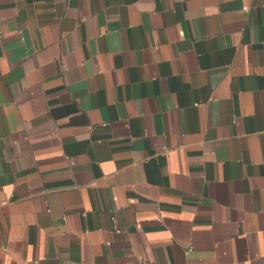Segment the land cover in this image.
I'll return each instance as SVG.
<instances>
[{
	"label": "crops",
	"instance_id": "obj_1",
	"mask_svg": "<svg viewBox=\"0 0 264 264\" xmlns=\"http://www.w3.org/2000/svg\"><path fill=\"white\" fill-rule=\"evenodd\" d=\"M0 264H264V0H0Z\"/></svg>",
	"mask_w": 264,
	"mask_h": 264
},
{
	"label": "built area",
	"instance_id": "obj_2",
	"mask_svg": "<svg viewBox=\"0 0 264 264\" xmlns=\"http://www.w3.org/2000/svg\"><path fill=\"white\" fill-rule=\"evenodd\" d=\"M119 232V231H118Z\"/></svg>",
	"mask_w": 264,
	"mask_h": 264
}]
</instances>
